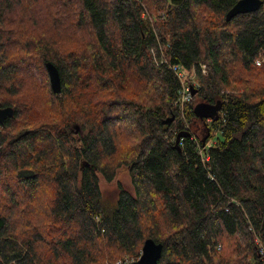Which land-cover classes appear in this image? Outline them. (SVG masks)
<instances>
[{
  "label": "trees",
  "instance_id": "16d2710c",
  "mask_svg": "<svg viewBox=\"0 0 264 264\" xmlns=\"http://www.w3.org/2000/svg\"><path fill=\"white\" fill-rule=\"evenodd\" d=\"M237 2L0 0V264H114L148 238L159 264H262L264 3L227 20ZM175 64L222 103L209 122L188 104L196 138L168 121ZM123 165L134 190L109 204Z\"/></svg>",
  "mask_w": 264,
  "mask_h": 264
},
{
  "label": "water",
  "instance_id": "95a60500",
  "mask_svg": "<svg viewBox=\"0 0 264 264\" xmlns=\"http://www.w3.org/2000/svg\"><path fill=\"white\" fill-rule=\"evenodd\" d=\"M264 3V0H238V2L229 10L226 19L231 20L234 16L242 13L257 11ZM47 69L50 76L51 86L54 92L61 93L62 83L59 69L52 62H47ZM193 94L197 93V89L193 88ZM222 109V103L209 104L199 102L194 106V112L201 119L217 120ZM15 110L11 106L0 107V122H4L8 117L14 116ZM175 115H172L168 121L175 120ZM80 130V126H76V132ZM190 134V132H189ZM181 136L177 138V147H180ZM163 244L156 242L153 238H148L142 249L141 256L135 264H159L162 257Z\"/></svg>",
  "mask_w": 264,
  "mask_h": 264
},
{
  "label": "rangeland",
  "instance_id": "374dc122",
  "mask_svg": "<svg viewBox=\"0 0 264 264\" xmlns=\"http://www.w3.org/2000/svg\"><path fill=\"white\" fill-rule=\"evenodd\" d=\"M161 18H164V13H161ZM193 69L194 68L186 69L183 67V70H184L183 71V78H184L185 84L187 83L188 86L191 85L193 88H197V93L196 94L192 93V98L189 101V104L194 103V106H195L196 104H198L199 102H202V101H200V98L197 95L198 91H199V87H200L198 70L196 68L195 73H194V72H192ZM227 92H229V91H227ZM187 107H189V106H185L184 112L179 111V113H180L179 119L176 116H175L176 117L175 119H177L178 121H181L183 123L185 129L190 131L191 135H193V137L196 138L195 133L199 132V130H201V129L204 130V128L207 126V123H205V122L200 123L196 118L189 119L187 117L188 113L186 112ZM221 114H222V110L220 111V115ZM206 121L209 122V121H211V119H207ZM77 125L80 126L78 123H75L74 125H72V128H73L72 131L73 132L76 131ZM79 131L82 132L81 126H80ZM119 185H122L124 188H126L132 192L134 190L133 185H132V181H131V177L129 174V168L126 167V165L119 167V169L116 172V176L114 177V179L112 181H108V180L104 179L103 177L101 178V188H102L103 193H104V198L106 199V201L109 204H115L116 203V200L118 198V193H119ZM255 243H256V241H255ZM141 253H142V251H141ZM119 258L133 259V258H140V256L136 257V256L132 255V256H124V257L122 256Z\"/></svg>",
  "mask_w": 264,
  "mask_h": 264
},
{
  "label": "built area",
  "instance_id": "2783aa9c",
  "mask_svg": "<svg viewBox=\"0 0 264 264\" xmlns=\"http://www.w3.org/2000/svg\"><path fill=\"white\" fill-rule=\"evenodd\" d=\"M257 62H258V64H260L261 60H257ZM195 69L196 68H194L192 70V72L195 73ZM200 69H201L202 74H204V75L208 74L206 64H201ZM172 70L174 71V73L177 75V77L181 81V86L179 89V96H178V99L176 100V105L179 108L180 112H184L185 106H188L189 101L192 98L193 87L191 85L188 86L187 84H185L184 78H183V71L184 70H183V67L181 65H178V64L172 65ZM195 89H197V88H195ZM187 109H188V107H187ZM187 109H186V112H187ZM210 143H211V141L208 142V145ZM208 161H209V156L207 154H205L202 150V162H203V164L206 165ZM256 242H257V245L259 247L260 255L262 257V264H264V243H263L262 238L259 235H256ZM138 260H139V258H133V259L119 258L118 260L115 261L114 264H135Z\"/></svg>",
  "mask_w": 264,
  "mask_h": 264
},
{
  "label": "bare ground",
  "instance_id": "6f19581e",
  "mask_svg": "<svg viewBox=\"0 0 264 264\" xmlns=\"http://www.w3.org/2000/svg\"><path fill=\"white\" fill-rule=\"evenodd\" d=\"M185 76V75H184ZM187 84V83H186Z\"/></svg>",
  "mask_w": 264,
  "mask_h": 264
}]
</instances>
